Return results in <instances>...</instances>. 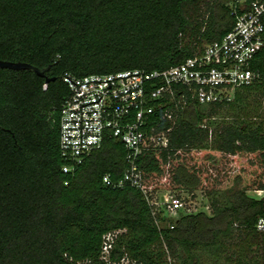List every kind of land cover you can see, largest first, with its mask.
Instances as JSON below:
<instances>
[{
  "label": "trees",
  "instance_id": "1",
  "mask_svg": "<svg viewBox=\"0 0 264 264\" xmlns=\"http://www.w3.org/2000/svg\"><path fill=\"white\" fill-rule=\"evenodd\" d=\"M231 10L230 0H0V60L54 79L0 68V264H104L103 236L114 231L112 261L264 264V234L255 230L264 198L247 194L264 190V44L251 62L259 78L230 100L201 105L180 89L149 117L147 132L154 127L168 144L138 157L143 189H200L210 215L166 220L141 189L105 186L103 176L118 182L128 168L112 136L67 173L59 149L64 74L179 65L231 29ZM226 158L242 165L230 187L210 169Z\"/></svg>",
  "mask_w": 264,
  "mask_h": 264
},
{
  "label": "built area",
  "instance_id": "2",
  "mask_svg": "<svg viewBox=\"0 0 264 264\" xmlns=\"http://www.w3.org/2000/svg\"><path fill=\"white\" fill-rule=\"evenodd\" d=\"M231 9V29L179 65L151 72L134 69L85 77L64 74L62 81L68 95L60 111L59 149L70 165L64 166L63 172H71L99 150L104 137L109 135L123 144L128 168L118 182L108 174L103 176L105 186L141 189L153 207V215L159 213L166 220H175L180 212L191 213L178 196L153 200L150 191L143 189L137 159L148 148H165L168 144L164 133H155L154 127L147 132L149 117L155 112L154 103L173 99L180 89L201 105L228 101L235 88L251 85L259 78L251 69V62L264 44V0H231ZM46 88L44 84L43 90ZM178 97L181 98L179 94ZM164 117L171 118L166 110ZM255 193L257 199L264 198V190ZM156 225L161 227L158 221ZM173 227L169 223V228ZM255 230L264 234V217L257 220ZM120 233L103 236L100 260L104 264H139L126 256L119 261L110 259Z\"/></svg>",
  "mask_w": 264,
  "mask_h": 264
},
{
  "label": "rangeland",
  "instance_id": "3",
  "mask_svg": "<svg viewBox=\"0 0 264 264\" xmlns=\"http://www.w3.org/2000/svg\"><path fill=\"white\" fill-rule=\"evenodd\" d=\"M222 1V0H221ZM231 3V0H230ZM206 6V5H205ZM233 91L230 92L229 96L232 98L233 96ZM203 157H205L203 155ZM202 157H198L197 161H201ZM215 164V167L217 168L216 170H214L212 167L210 168L211 170H213L214 172L218 171L221 175H223V180L224 186H228L230 187L232 185V183L230 182L231 177L233 176L235 173H238L239 171V167L242 166L241 165V161L240 160H236V159H231V160H227V158L225 159V162L223 163H217L215 161H213ZM249 172H253L252 170ZM226 174H229L228 179H224V176H226ZM150 190H148L149 192ZM256 190H250L247 192V194L251 197H256ZM151 194V198L153 200H159L162 197H166V196H178L183 204L184 207L188 210H190L191 212H199V211H203L206 214L210 215L211 214V209L209 207V203L208 200L205 196V192H203L202 190H196L193 191V193H188L186 191H173L171 189H156V190H152L150 191ZM257 198V197H256ZM203 263H205L208 259V255L206 253L203 254ZM167 261H171V263L173 264L175 262V260L171 257H167L166 259ZM122 264H128L127 261H124Z\"/></svg>",
  "mask_w": 264,
  "mask_h": 264
},
{
  "label": "water",
  "instance_id": "4",
  "mask_svg": "<svg viewBox=\"0 0 264 264\" xmlns=\"http://www.w3.org/2000/svg\"><path fill=\"white\" fill-rule=\"evenodd\" d=\"M0 68H6L10 70H32L38 77L45 78L46 83L53 81L54 79H49L45 77V73L47 69H38L36 67L31 66L30 64L23 62H8L0 60Z\"/></svg>",
  "mask_w": 264,
  "mask_h": 264
}]
</instances>
